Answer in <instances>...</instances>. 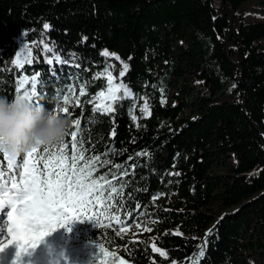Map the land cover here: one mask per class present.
<instances>
[{
	"label": "trees",
	"instance_id": "1",
	"mask_svg": "<svg viewBox=\"0 0 264 264\" xmlns=\"http://www.w3.org/2000/svg\"><path fill=\"white\" fill-rule=\"evenodd\" d=\"M25 49L32 63L19 68ZM110 56L131 95L101 114ZM36 73L48 109L79 91L67 120L80 118L86 156L111 161L95 175L127 172L113 182L123 223L61 228L64 264H99L97 243L127 264H192L201 249L198 264H264V0H0V96ZM142 99L151 115L136 121ZM139 218L152 239L118 233Z\"/></svg>",
	"mask_w": 264,
	"mask_h": 264
},
{
	"label": "snow or ice",
	"instance_id": "2",
	"mask_svg": "<svg viewBox=\"0 0 264 264\" xmlns=\"http://www.w3.org/2000/svg\"><path fill=\"white\" fill-rule=\"evenodd\" d=\"M49 27L48 24L44 25L45 29ZM44 51L51 50L45 46ZM25 53L18 54L14 61L19 68H23L25 63H32L30 50L25 49ZM104 55L108 53L105 52ZM56 60L58 63L62 62L59 58ZM47 62L51 64L52 60L49 59ZM124 68L126 71L127 66L125 65ZM103 75L109 78L107 91L98 93L93 97V101H100L94 103V111L106 114L114 111L112 103L105 102L106 100L114 102L120 99L117 93L121 90L125 96L129 93L122 84L113 85L110 72ZM120 75L122 77L124 72L122 71ZM39 83V73L34 74L31 80L26 75L21 76L16 82L14 99L41 105L39 101L44 93L38 91ZM29 84L30 88H26L25 86ZM84 95L86 92L81 85L80 96ZM73 101L77 107L80 106V100L75 96V89L70 88L68 93L58 98V103L53 108L42 106L57 116L63 114V118L70 119L73 113L69 111V106ZM70 127L75 129L68 131L65 136L70 137V141L64 139L61 143L53 144L52 147L37 145L24 153L19 162L3 155V160L7 161V171L0 168V212L6 207L10 208V211L7 213L6 222L8 238L0 241V251L14 244L17 264H21V257L29 254L30 250L35 249L45 237L58 228L66 227L73 220L95 221L98 228L101 226L102 217L123 223L119 216L111 211L120 210L114 203L119 190L113 182L126 176L127 172L119 173V176L112 173L111 179L108 173L96 176L95 173L99 168L106 167L111 161H102L100 155L86 156L87 149L84 147L85 139L82 135L80 118L71 120ZM113 168L118 170L120 165L114 164ZM137 227L141 225L137 224ZM125 230L123 227L120 229V231ZM144 230L150 231L147 228ZM96 247L98 249L96 260L99 264H116L119 258H116L115 254L109 253L103 244L97 243ZM151 247L153 252L167 258V253L157 248L155 244ZM109 255L113 257L111 261L106 259ZM202 255L203 249L193 258L192 264H198ZM119 264H127V262L119 259Z\"/></svg>",
	"mask_w": 264,
	"mask_h": 264
},
{
	"label": "clouds",
	"instance_id": "3",
	"mask_svg": "<svg viewBox=\"0 0 264 264\" xmlns=\"http://www.w3.org/2000/svg\"><path fill=\"white\" fill-rule=\"evenodd\" d=\"M70 121L22 99L0 96V154L16 159L31 148L61 143Z\"/></svg>",
	"mask_w": 264,
	"mask_h": 264
},
{
	"label": "rangeland",
	"instance_id": "4",
	"mask_svg": "<svg viewBox=\"0 0 264 264\" xmlns=\"http://www.w3.org/2000/svg\"><path fill=\"white\" fill-rule=\"evenodd\" d=\"M110 66L108 73H111V79L113 80V85L122 84L124 88L128 90L129 95H131V92L129 89L120 81L121 79V72L124 73L125 68L124 64L121 66L117 62L118 59H116V56H110ZM108 80L109 78L106 77ZM31 80V79H30ZM79 91L76 92L75 95H78ZM117 95H124L123 90H121ZM105 99V98H101ZM98 100L96 103H99ZM108 103H113L111 101H105ZM141 104L138 107V112L135 115V120L139 121L141 116L147 117L148 116V105L145 104L144 100H141ZM186 116H190V111H187ZM156 203L159 205H166V204H172L174 202V199H171L168 196H160L157 198ZM234 210V209H232ZM229 210L228 212L232 211ZM142 217V216H140ZM140 220L134 223L132 226L125 228V231L118 230V233L123 235V237L129 238V239H135V240H142V239H152L154 235H156L157 228L153 227V221H150L145 218H139ZM137 224L141 225V227H137ZM150 229V231H145L144 229ZM61 228H58L55 232H53L51 235L44 238V240L35 248L30 250L29 254L24 255L21 257V264H64V262H67V259L70 256V252L67 250V247L60 241L61 237ZM10 255L16 257V246L13 250L10 251ZM9 254H7L0 264H17V262H10L9 261Z\"/></svg>",
	"mask_w": 264,
	"mask_h": 264
},
{
	"label": "bare ground",
	"instance_id": "5",
	"mask_svg": "<svg viewBox=\"0 0 264 264\" xmlns=\"http://www.w3.org/2000/svg\"><path fill=\"white\" fill-rule=\"evenodd\" d=\"M7 238H8L7 234L4 233V234H2V235L0 236V241H3V240H5V239H7ZM14 247H15V245L13 244V245H10L9 247L5 248L3 251H0V263L2 262V259H3L7 254H9L11 250L14 249ZM10 256H12V255L9 254V257H10Z\"/></svg>",
	"mask_w": 264,
	"mask_h": 264
},
{
	"label": "water",
	"instance_id": "6",
	"mask_svg": "<svg viewBox=\"0 0 264 264\" xmlns=\"http://www.w3.org/2000/svg\"><path fill=\"white\" fill-rule=\"evenodd\" d=\"M151 115V111H150V109H148V116L147 117H149Z\"/></svg>",
	"mask_w": 264,
	"mask_h": 264
}]
</instances>
